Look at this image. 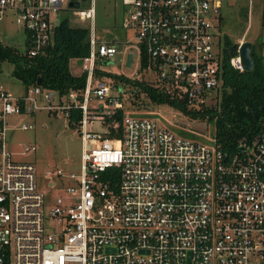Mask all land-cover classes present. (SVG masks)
<instances>
[{"label":"built area","instance_id":"obj_1","mask_svg":"<svg viewBox=\"0 0 264 264\" xmlns=\"http://www.w3.org/2000/svg\"><path fill=\"white\" fill-rule=\"evenodd\" d=\"M87 1L81 9L80 0H0V25L22 30L29 58L52 45L61 12L89 30L83 90L59 96L36 85L14 96L0 89V264H264V135L239 140L238 152L229 154L214 135L186 137L155 112L108 124L123 108L121 90L110 78H95L96 63L111 61L117 49L98 41L96 0ZM226 1L121 0L122 27L134 33L141 72L188 111L219 102ZM230 64L243 71L237 53ZM71 109L80 112V169L54 173L69 184H47L58 192L47 208L35 166L12 161L7 118L45 111L67 121ZM109 126L116 135L120 127L119 138L107 137ZM35 151L25 146L21 154Z\"/></svg>","mask_w":264,"mask_h":264},{"label":"rangeland","instance_id":"obj_2","mask_svg":"<svg viewBox=\"0 0 264 264\" xmlns=\"http://www.w3.org/2000/svg\"><path fill=\"white\" fill-rule=\"evenodd\" d=\"M89 6L87 0H80V8ZM264 0H227L222 10L220 20V39L227 37L235 49L242 42H250L256 51H261L260 45L264 41L262 27V14ZM67 18L71 25L79 23L71 12H61L55 20V25ZM124 9L121 0H96V36L98 41L113 44L117 54L111 61H98L96 67L102 72L124 75L139 81H150L140 70L139 48L134 40V33L122 27ZM25 35L20 28L11 23L0 25V42L3 45L15 47L21 52L25 49ZM230 46V47H231ZM262 46V45H261ZM132 56L128 67V57ZM81 61L71 60L69 69L72 74L81 71ZM13 66L4 63L0 72V89L6 90L14 96L24 93V86L12 76ZM149 83V82H148ZM114 91L119 92L121 87L114 86ZM126 89V90H125ZM124 88L120 99L123 102L125 114L135 113L143 115L150 112L158 113L164 125L173 128H183L187 132H196L202 137L201 141L213 135L214 127L206 122H193L181 111L169 104L155 105L137 90L136 93ZM99 102H92V105ZM31 126V129L20 130L22 125ZM7 149L12 154V161L16 163L33 164L36 168L37 188L48 199L47 208L54 205L58 195L56 188L69 184L66 177L58 178L54 175L60 170L66 176L70 173L78 174L81 164L82 143L78 131L67 125L63 115L54 116L45 111H39L33 116H10L7 118ZM92 129L102 131L99 124H94ZM177 132L179 130L176 129ZM180 133V132H179ZM25 146H35L36 151L22 155ZM50 172V175H47ZM55 183L56 188L47 184Z\"/></svg>","mask_w":264,"mask_h":264},{"label":"trees","instance_id":"obj_3","mask_svg":"<svg viewBox=\"0 0 264 264\" xmlns=\"http://www.w3.org/2000/svg\"><path fill=\"white\" fill-rule=\"evenodd\" d=\"M231 41L222 38L223 61L221 64L222 87L219 102L215 106L202 108L199 111H188L176 104L168 94L157 91L150 83L131 79L124 75L111 74L96 70L95 78H110L114 86L128 88L132 93L137 90L143 93L152 104L157 106L169 104L186 115L204 120L214 127L213 135L218 147L229 153L238 152V141L253 140L258 135H264V58L261 51L251 48L254 67L252 71H238L230 64L229 48ZM89 55V30L85 26L71 25L67 18L62 19L55 27L53 43L43 55L29 58L26 52L0 43V72L1 66L8 63L13 66L12 76L24 86V91L36 86L41 80V88L65 96L71 91H81L85 86V74H71V60H82ZM147 59L141 58L142 68L146 67ZM126 90V89H125ZM122 94V93H121ZM126 110H116V114L107 119L108 124L121 123ZM80 118L78 110L71 109L67 125L76 129ZM110 124V125H111ZM109 126L107 137L119 138ZM186 137H194L188 132H181ZM114 172V171H108Z\"/></svg>","mask_w":264,"mask_h":264},{"label":"water","instance_id":"obj_4","mask_svg":"<svg viewBox=\"0 0 264 264\" xmlns=\"http://www.w3.org/2000/svg\"><path fill=\"white\" fill-rule=\"evenodd\" d=\"M70 7L73 6V3H70L69 5ZM76 6V4H75ZM251 48H252V44L250 42H242L238 49H235L234 46H231L229 48V56L230 57H234L235 54L237 53L239 58H240V62H241V67L243 69V71H252L253 67H254V62H253V57L251 56ZM131 59L132 56L130 55L128 57V62H127V66L129 67L131 64ZM37 86H41V80L38 79Z\"/></svg>","mask_w":264,"mask_h":264},{"label":"crops","instance_id":"obj_5","mask_svg":"<svg viewBox=\"0 0 264 264\" xmlns=\"http://www.w3.org/2000/svg\"><path fill=\"white\" fill-rule=\"evenodd\" d=\"M109 44H110V43H109ZM71 74H72V73H71ZM80 74H81V71H80V73H78V74H76V75H75V74H73V75H75V76H79Z\"/></svg>","mask_w":264,"mask_h":264}]
</instances>
